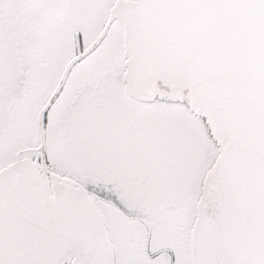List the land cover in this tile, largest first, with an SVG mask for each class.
<instances>
[{
	"label": "snow or ice",
	"instance_id": "6c2138e0",
	"mask_svg": "<svg viewBox=\"0 0 264 264\" xmlns=\"http://www.w3.org/2000/svg\"><path fill=\"white\" fill-rule=\"evenodd\" d=\"M0 264H264V0H0Z\"/></svg>",
	"mask_w": 264,
	"mask_h": 264
}]
</instances>
